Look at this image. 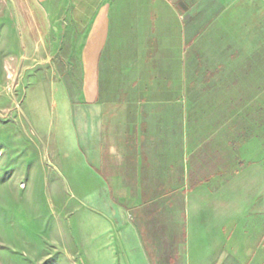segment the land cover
Listing matches in <instances>:
<instances>
[{
  "label": "crops",
  "instance_id": "1",
  "mask_svg": "<svg viewBox=\"0 0 264 264\" xmlns=\"http://www.w3.org/2000/svg\"><path fill=\"white\" fill-rule=\"evenodd\" d=\"M18 1L34 45L73 64L62 104L82 167L84 255L264 264V166L249 155L261 138L235 82L259 0Z\"/></svg>",
  "mask_w": 264,
  "mask_h": 264
},
{
  "label": "rangeland",
  "instance_id": "2",
  "mask_svg": "<svg viewBox=\"0 0 264 264\" xmlns=\"http://www.w3.org/2000/svg\"><path fill=\"white\" fill-rule=\"evenodd\" d=\"M259 2L263 11L252 10L249 33L244 23L245 48L235 47V56H250L245 79L235 82L249 88L244 101L251 105L252 136L261 138L251 141L249 155L264 166V0ZM19 9L18 0H0V264H94V256L84 255L82 167L62 104L70 95L63 76L73 64L53 57L51 47L34 45L35 33ZM188 75L193 77V64Z\"/></svg>",
  "mask_w": 264,
  "mask_h": 264
}]
</instances>
